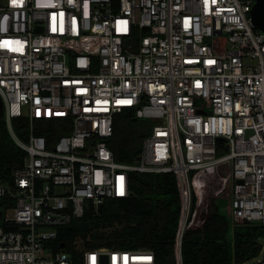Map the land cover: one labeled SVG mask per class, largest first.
Instances as JSON below:
<instances>
[{
    "label": "built area",
    "instance_id": "1",
    "mask_svg": "<svg viewBox=\"0 0 264 264\" xmlns=\"http://www.w3.org/2000/svg\"><path fill=\"white\" fill-rule=\"evenodd\" d=\"M255 2L0 0V119L26 152L0 181V264H156L147 249L76 241L72 256L55 244L59 228L129 197L131 173L176 177L175 264L192 217L191 172L229 162L233 218L264 226V33L250 18ZM124 110L153 124L134 164L115 161L108 147ZM40 115L70 118V133L36 136ZM23 116L26 142L11 127Z\"/></svg>",
    "mask_w": 264,
    "mask_h": 264
},
{
    "label": "trees",
    "instance_id": "2",
    "mask_svg": "<svg viewBox=\"0 0 264 264\" xmlns=\"http://www.w3.org/2000/svg\"><path fill=\"white\" fill-rule=\"evenodd\" d=\"M32 124L34 134L46 137L49 142L71 131V120L66 116L40 115ZM152 126L147 120L137 119L132 110L118 114L108 141L115 161L136 163ZM11 127L17 138L28 140L26 116L12 119ZM25 156L26 152L17 146L5 121L0 119V181H9ZM230 173L229 162L191 172L193 213L183 237V264H243L260 255L262 247L258 241L264 237V226L231 221L234 218ZM129 189V197L117 202L118 216H108L104 206L100 218L87 211L82 218L59 228L55 244H64L72 256L76 254L73 249L76 241H81L79 247L90 249H147L154 253L156 264H175L172 244L180 212L175 175L131 173Z\"/></svg>",
    "mask_w": 264,
    "mask_h": 264
},
{
    "label": "water",
    "instance_id": "3",
    "mask_svg": "<svg viewBox=\"0 0 264 264\" xmlns=\"http://www.w3.org/2000/svg\"><path fill=\"white\" fill-rule=\"evenodd\" d=\"M250 18L252 23L256 28H258L260 31L264 33V0H256L254 3L252 10L250 11ZM3 115V106L0 103V117ZM218 142H224V138H218ZM139 159V158H138ZM193 211V203L191 206V212ZM119 207L118 205H113L111 203L106 204V213L110 217H115L119 215ZM243 223L248 224L249 222L245 219L242 220ZM62 247H64L63 244H61ZM264 261V260H263ZM260 264V263H258Z\"/></svg>",
    "mask_w": 264,
    "mask_h": 264
},
{
    "label": "rangeland",
    "instance_id": "4",
    "mask_svg": "<svg viewBox=\"0 0 264 264\" xmlns=\"http://www.w3.org/2000/svg\"><path fill=\"white\" fill-rule=\"evenodd\" d=\"M223 213L225 215L227 214L226 211H223ZM235 220L237 221V220H239V218L235 217V219H232L231 221L234 222ZM263 260H264V245H263V247L261 249V253H260V255L258 257L254 258V259H251V260H249V261H247V262H245L243 264H258V263L264 264Z\"/></svg>",
    "mask_w": 264,
    "mask_h": 264
},
{
    "label": "snow or ice",
    "instance_id": "5",
    "mask_svg": "<svg viewBox=\"0 0 264 264\" xmlns=\"http://www.w3.org/2000/svg\"><path fill=\"white\" fill-rule=\"evenodd\" d=\"M13 2L15 3L16 2V0H13ZM210 63H211V61H210ZM130 102V101H129Z\"/></svg>",
    "mask_w": 264,
    "mask_h": 264
},
{
    "label": "flooded vegetation",
    "instance_id": "6",
    "mask_svg": "<svg viewBox=\"0 0 264 264\" xmlns=\"http://www.w3.org/2000/svg\"><path fill=\"white\" fill-rule=\"evenodd\" d=\"M0 218H1V214H0Z\"/></svg>",
    "mask_w": 264,
    "mask_h": 264
}]
</instances>
